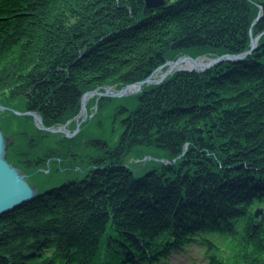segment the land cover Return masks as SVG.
Instances as JSON below:
<instances>
[{"label":"trees","instance_id":"1","mask_svg":"<svg viewBox=\"0 0 264 264\" xmlns=\"http://www.w3.org/2000/svg\"><path fill=\"white\" fill-rule=\"evenodd\" d=\"M258 34L243 61L91 96L73 137L13 111L75 131L87 91L245 52ZM0 103L7 158L41 192L0 217V264H164L189 247L264 264V0H0Z\"/></svg>","mask_w":264,"mask_h":264},{"label":"water","instance_id":"2","mask_svg":"<svg viewBox=\"0 0 264 264\" xmlns=\"http://www.w3.org/2000/svg\"><path fill=\"white\" fill-rule=\"evenodd\" d=\"M170 0H144V4L146 8L149 9H158L164 7ZM261 18V13L256 19L255 23H257ZM261 34L258 36H254L251 42V49L241 53H224L222 55L211 57V56H197L193 57L192 55L184 54L177 58L176 60H168L160 67H158L153 74L148 76L147 78L125 85L121 89H117L115 86L106 87L104 91H100L99 89L87 91L82 98V109L80 113L81 121L78 123V127L75 131H71L67 128V125H61L58 127L46 126L44 124L42 116L36 111H26L21 112L18 110H13L17 114H29L33 115L36 123L41 128L51 131L53 133H63L68 137L75 136L80 131V126L82 122L88 117V101L89 98L95 94L99 96L106 97H127L142 91L144 85L146 84H159L163 82L169 72L171 71H181V70H196V71H206L207 69L212 68L215 65L224 63V62H240L249 57L257 48L259 44V38ZM201 59H207V61L202 62ZM181 63H191L193 66L191 68L188 67H179ZM167 66V72H165L161 78L153 79V75L163 70ZM10 109L8 106L0 103V116L4 110ZM9 139L5 135L1 124H0V217L8 212L13 211L14 209L23 206L28 202H32L41 196L40 189L38 185L31 184L28 180L26 174L23 173L22 169L19 166L13 165L7 158ZM256 217H262V221L264 222V208L259 207L256 210Z\"/></svg>","mask_w":264,"mask_h":264},{"label":"rangeland","instance_id":"3","mask_svg":"<svg viewBox=\"0 0 264 264\" xmlns=\"http://www.w3.org/2000/svg\"><path fill=\"white\" fill-rule=\"evenodd\" d=\"M258 35H256V36H258ZM251 42H252V40H251ZM204 61H207V59H204ZM166 69H167V66L163 70H160V71L156 72L153 75L154 76L153 79H159V78H161L162 75L165 72H167ZM175 70L169 72L168 76L171 75L172 73H174ZM141 90H143V89H141ZM103 115L104 116H103V118H101V120L105 121L106 129L104 130V132L101 133V135L104 138L108 139L110 145L111 144L114 145L118 141V139H119V137H120V135L122 133V129L118 127L116 129V131L110 130L111 129V126H110V121L109 120L111 118H105V117L110 116V113L109 112L103 113ZM97 147H95V148H97ZM151 158H154V157L153 156H146L145 157V159H151ZM137 161H138V159L136 158V156H133V158L131 159V162L134 164ZM162 161H164V159H162ZM202 256L203 255H202V252L200 251L199 247H189L187 250H183L182 252H175V253H173V255L170 258V261L168 263H164V264H206V260H203L202 259ZM138 264H143V263L139 262Z\"/></svg>","mask_w":264,"mask_h":264},{"label":"bare ground","instance_id":"4","mask_svg":"<svg viewBox=\"0 0 264 264\" xmlns=\"http://www.w3.org/2000/svg\"><path fill=\"white\" fill-rule=\"evenodd\" d=\"M202 62H204L203 59H201ZM179 67L183 68V67H188V68H191L193 65L191 63H181L180 65H178Z\"/></svg>","mask_w":264,"mask_h":264}]
</instances>
